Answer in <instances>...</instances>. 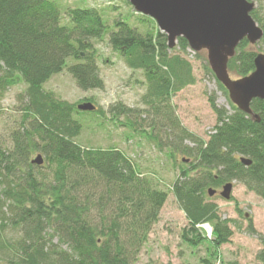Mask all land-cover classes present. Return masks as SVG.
<instances>
[{
	"label": "trees",
	"instance_id": "obj_1",
	"mask_svg": "<svg viewBox=\"0 0 264 264\" xmlns=\"http://www.w3.org/2000/svg\"><path fill=\"white\" fill-rule=\"evenodd\" d=\"M68 16L70 24L62 25L60 8L51 0H0L4 71L0 97L15 76L28 85L24 117L11 133L12 149L0 147V264H136L168 198L121 150L76 144L73 139L80 135L82 124L74 117L88 112L44 90L70 57L78 60L68 70L80 89L105 86L90 42L101 39L106 31L103 11L70 9ZM252 16L264 29L256 9ZM117 27L120 31L111 38L113 49L130 68L144 70V102L172 143L180 142L179 152L186 157L172 186L188 221L183 239L193 247L207 241L219 249L232 237L231 221L220 218L208 189L236 181L264 199V100L252 102L260 117L257 121L233 103L230 111L219 107L212 95L209 102L217 124L204 140L181 124L171 105L175 93L196 84L189 61L168 53L167 37L161 32L155 44L152 35L143 37L127 23H117ZM177 47L184 53L189 49L183 38ZM255 48L247 40L239 44L229 61L231 75L242 78L254 71ZM204 60V69L214 76ZM111 111L132 112L123 105ZM39 152L53 169L49 176L43 167L31 164V156ZM241 157L251 159L252 164H243ZM204 224L212 227V239L204 234Z\"/></svg>",
	"mask_w": 264,
	"mask_h": 264
},
{
	"label": "rangeland",
	"instance_id": "obj_2",
	"mask_svg": "<svg viewBox=\"0 0 264 264\" xmlns=\"http://www.w3.org/2000/svg\"><path fill=\"white\" fill-rule=\"evenodd\" d=\"M51 1L60 8L62 25L70 24L68 11L79 8L100 9L106 23L103 37L90 39L96 51L104 88L88 91L80 89L68 70L69 66L78 62L72 57L67 59L64 70L44 85L45 91L54 93L58 99L76 107L87 99L94 101L97 111L75 115L74 118L82 124V131L73 141L86 149L121 150L139 167L143 176L151 180L157 189L168 194L159 219L153 225L136 264H263L264 199L236 181L230 200L223 199L219 194L212 199L219 207L220 218L231 221L229 227L233 234L229 243L215 249L207 241L193 247L183 239L188 221L172 192V186L179 177L181 161L186 157L179 152L180 142L172 143L168 131L161 128L160 120L154 119L151 109L144 102L147 93L144 70L130 68L125 58L111 44L113 34L120 31V27H117L120 22L127 23L143 37L152 35L153 43L156 44V36L160 32L156 23L143 21L132 6L121 0ZM252 1L264 22V0ZM256 22L262 27L257 20ZM166 44L168 46L167 40ZM174 49H167L168 53L189 61L196 84L175 93L171 97V105L188 131L208 140L217 124V116L209 98L215 95L217 105L229 111L231 102L228 95L220 90L216 78L204 69V59L207 60L205 51L200 52L198 58L190 50L184 53L178 47ZM259 49L264 51V40L255 48ZM3 75L0 65V77ZM232 77L236 78L234 75ZM27 89L28 85L24 80L15 76L12 84L6 86L0 97V147L6 151L12 149L11 133L20 126L24 117ZM118 105H123L132 112H112L111 109ZM152 126L155 128H151ZM185 144L193 147L190 142ZM38 154L45 158L39 152L34 153L31 160ZM52 170L45 159L43 173L49 176ZM216 190L221 192L222 187Z\"/></svg>",
	"mask_w": 264,
	"mask_h": 264
},
{
	"label": "water",
	"instance_id": "obj_3",
	"mask_svg": "<svg viewBox=\"0 0 264 264\" xmlns=\"http://www.w3.org/2000/svg\"><path fill=\"white\" fill-rule=\"evenodd\" d=\"M138 14L152 18L159 30L167 36L169 49L177 47L179 38L188 42L194 53L205 51L207 63L218 82L228 92L230 101L243 113L260 121L252 102L264 100V53L257 51L254 71L242 78H233L229 61L236 55L239 44L247 40L256 47L264 38V29L252 16L256 8L249 0H126ZM79 111L92 112L97 108L91 102L78 105ZM247 166L252 160L241 157ZM44 156L38 154L31 164L43 166ZM234 183L230 182L218 192L208 189L210 198L219 194L232 198Z\"/></svg>",
	"mask_w": 264,
	"mask_h": 264
},
{
	"label": "built area",
	"instance_id": "obj_4",
	"mask_svg": "<svg viewBox=\"0 0 264 264\" xmlns=\"http://www.w3.org/2000/svg\"><path fill=\"white\" fill-rule=\"evenodd\" d=\"M208 235H209V237L211 236V233H210V231H208Z\"/></svg>",
	"mask_w": 264,
	"mask_h": 264
}]
</instances>
